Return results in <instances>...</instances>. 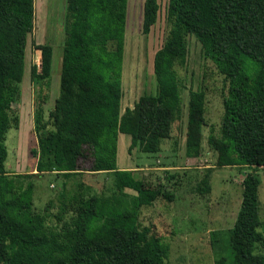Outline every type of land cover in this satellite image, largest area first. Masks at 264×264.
Wrapping results in <instances>:
<instances>
[{
  "label": "trees",
  "instance_id": "obj_1",
  "mask_svg": "<svg viewBox=\"0 0 264 264\" xmlns=\"http://www.w3.org/2000/svg\"><path fill=\"white\" fill-rule=\"evenodd\" d=\"M127 6L128 0H67L61 90L48 119L35 118V173L10 175L6 136L19 126L12 105L21 98L36 8L35 0H0V264H168V246L140 229L138 221L142 207L160 197L172 201L173 195L160 185L145 187L135 170L118 169V138L130 136L129 151H161L181 107L177 64L185 59L190 35L228 83L220 136L208 137L217 166L264 167V0H168L171 28L153 58L156 94L141 96L122 113ZM159 12V0H145L144 35ZM31 46L41 56L39 67H30L31 80L50 79L52 47L32 38ZM204 126L205 93L190 91L187 157H199ZM87 154L89 171L110 174L115 195L129 203L116 213L104 212L101 197L78 191V198L62 201L64 212L50 225L46 214L34 210V179L82 174L80 162ZM260 184L258 174L245 175L240 210L225 233L226 244L218 246L215 264H264V254L256 252L264 241Z\"/></svg>",
  "mask_w": 264,
  "mask_h": 264
},
{
  "label": "rangeland",
  "instance_id": "obj_2",
  "mask_svg": "<svg viewBox=\"0 0 264 264\" xmlns=\"http://www.w3.org/2000/svg\"><path fill=\"white\" fill-rule=\"evenodd\" d=\"M41 1V2H40ZM145 0H128L125 32V51L122 72L121 112L133 108L143 95H154L157 86L153 73L155 52L164 44L171 28L166 22L168 0H159L160 12L149 35L142 32ZM36 19L34 32L28 43L26 69L18 109L19 126L10 129L6 136L8 157L5 163L9 173H35L36 158L31 150L37 146L35 118L38 114L47 120L60 94V74L65 42V17L67 0H35ZM43 13H42V12ZM39 14V15H38ZM31 38L36 44H47L53 49L52 76L48 80H31L30 67H39L41 56L33 51ZM54 64V67H53ZM182 103L173 116L170 137L163 141L161 151L142 153L138 148L129 151L131 138L119 134L117 149L118 169H131L145 187L157 185L173 195L144 206L139 213L140 229H147L158 236L169 248L168 264H215L219 249L226 244L225 234L234 226L242 201L243 180L248 172L258 174L260 218L264 235V167H218L217 154L208 143L213 134L220 136L223 117V98L228 83L215 65L204 58L200 43L194 36L187 38L184 61L177 64ZM205 93V126L198 158L185 154L188 102L190 91ZM82 174L70 179H54L53 175L35 178L34 210L48 216V223L55 225L54 215L62 212L61 203L71 198L101 197L104 212H118L128 199L115 195L113 177L106 173H91L89 154L81 160ZM79 186L81 189H79ZM79 191V192H78ZM126 193L135 195L132 190ZM47 212H44L45 207ZM68 213L65 218L70 217ZM213 232L222 235L214 238ZM220 239L222 241H220ZM257 253L264 254V241L258 244Z\"/></svg>",
  "mask_w": 264,
  "mask_h": 264
},
{
  "label": "bare ground",
  "instance_id": "obj_3",
  "mask_svg": "<svg viewBox=\"0 0 264 264\" xmlns=\"http://www.w3.org/2000/svg\"><path fill=\"white\" fill-rule=\"evenodd\" d=\"M41 2V1H40ZM36 5V4H35ZM42 12V11H41ZM37 13V12H36ZM43 13V12H42ZM39 15V14H38ZM53 67H54V64H53Z\"/></svg>",
  "mask_w": 264,
  "mask_h": 264
},
{
  "label": "crops",
  "instance_id": "obj_4",
  "mask_svg": "<svg viewBox=\"0 0 264 264\" xmlns=\"http://www.w3.org/2000/svg\"><path fill=\"white\" fill-rule=\"evenodd\" d=\"M9 173V172H8ZM9 174H13V173H9Z\"/></svg>",
  "mask_w": 264,
  "mask_h": 264
}]
</instances>
